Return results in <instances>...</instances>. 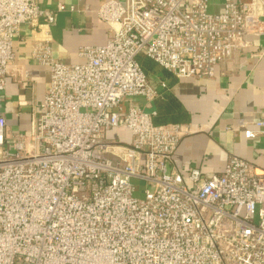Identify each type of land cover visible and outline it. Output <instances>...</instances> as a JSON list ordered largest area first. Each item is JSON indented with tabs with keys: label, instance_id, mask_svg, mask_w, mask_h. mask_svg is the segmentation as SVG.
<instances>
[{
	"label": "built area",
	"instance_id": "obj_1",
	"mask_svg": "<svg viewBox=\"0 0 264 264\" xmlns=\"http://www.w3.org/2000/svg\"><path fill=\"white\" fill-rule=\"evenodd\" d=\"M55 16L36 0H0V264H264V166L230 155L220 174L172 168L193 130L154 123L149 105L162 95L138 60L212 78L246 35L264 33V0H108L97 16L112 37L82 47L80 64L37 42L31 60L50 81L27 142L2 111L14 39ZM253 125L246 139L264 138V118ZM121 128L129 144L107 138Z\"/></svg>",
	"mask_w": 264,
	"mask_h": 264
},
{
	"label": "crops",
	"instance_id": "obj_2",
	"mask_svg": "<svg viewBox=\"0 0 264 264\" xmlns=\"http://www.w3.org/2000/svg\"><path fill=\"white\" fill-rule=\"evenodd\" d=\"M106 1L36 0L41 11L56 15L55 22L48 26L42 17L35 25L23 26L14 39L15 60L2 94V111L11 132L25 129L22 109L31 106L39 110L49 86L48 70L31 60L34 45L48 41L58 60L68 65L83 63L79 57L82 47L104 45L112 37L97 16ZM58 3L65 4L67 10L56 12ZM220 6L217 1L210 2L212 11ZM244 43L246 47L216 66L212 78H177L148 59L139 60L150 84L162 95L149 105L157 112L154 123L192 127L193 133L184 138L172 162V168L181 174L194 168L203 175L220 174L230 155L245 159L256 169L264 166V138L246 139L244 134L245 129H255V119L264 118V33L248 34ZM161 82L167 88L162 89ZM119 132L129 144V131L121 128L116 130Z\"/></svg>",
	"mask_w": 264,
	"mask_h": 264
},
{
	"label": "rangeland",
	"instance_id": "obj_3",
	"mask_svg": "<svg viewBox=\"0 0 264 264\" xmlns=\"http://www.w3.org/2000/svg\"><path fill=\"white\" fill-rule=\"evenodd\" d=\"M209 12L212 13V9H209ZM147 58L145 56H139L138 60L140 61H143L146 60ZM36 111V108L35 107H31V106H25L23 109H22V114H24L26 120H27V123L25 124V129L21 128L20 130H13L14 132H21V133H25V135L28 137L27 139V142L30 141V135H31V132H32V125H33V120L32 119V116L34 115ZM32 122V125L30 124ZM31 126V127H30ZM13 128V127H12ZM10 134H12L11 130L8 129ZM107 138L111 141H125L124 140V135L122 132H119L116 133V131L114 132H110L108 134H106ZM127 138V136H125ZM8 149L10 148L9 146L7 147ZM132 185L135 187V191H134V198L138 199V200H143L144 199V190H145V182L142 181V180H138V179H133L132 180Z\"/></svg>",
	"mask_w": 264,
	"mask_h": 264
}]
</instances>
